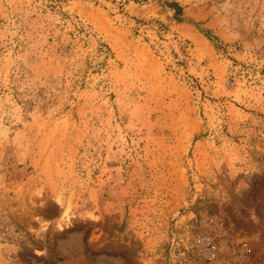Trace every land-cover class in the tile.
Masks as SVG:
<instances>
[{
  "label": "rangeland",
  "instance_id": "obj_1",
  "mask_svg": "<svg viewBox=\"0 0 264 264\" xmlns=\"http://www.w3.org/2000/svg\"><path fill=\"white\" fill-rule=\"evenodd\" d=\"M0 264H264V0H0Z\"/></svg>",
  "mask_w": 264,
  "mask_h": 264
},
{
  "label": "trees",
  "instance_id": "obj_2",
  "mask_svg": "<svg viewBox=\"0 0 264 264\" xmlns=\"http://www.w3.org/2000/svg\"><path fill=\"white\" fill-rule=\"evenodd\" d=\"M142 2H146L148 0H141ZM163 6L167 8L168 10L173 12V19L177 22L181 21L182 17V8L175 2H165L163 3Z\"/></svg>",
  "mask_w": 264,
  "mask_h": 264
},
{
  "label": "bare ground",
  "instance_id": "obj_3",
  "mask_svg": "<svg viewBox=\"0 0 264 264\" xmlns=\"http://www.w3.org/2000/svg\"><path fill=\"white\" fill-rule=\"evenodd\" d=\"M68 220H69V215H68L67 212H65L64 215H63V221L64 222H68Z\"/></svg>",
  "mask_w": 264,
  "mask_h": 264
}]
</instances>
